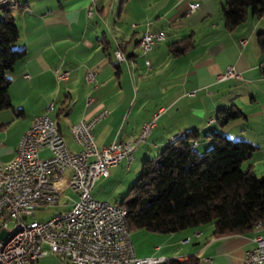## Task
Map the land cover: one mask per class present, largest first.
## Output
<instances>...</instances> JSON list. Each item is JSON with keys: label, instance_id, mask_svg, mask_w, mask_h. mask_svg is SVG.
<instances>
[{"label": "crops", "instance_id": "crops-1", "mask_svg": "<svg viewBox=\"0 0 264 264\" xmlns=\"http://www.w3.org/2000/svg\"><path fill=\"white\" fill-rule=\"evenodd\" d=\"M222 2L20 0L10 12L19 31L17 47L26 53L8 73L11 107L0 109V162L14 158L35 115L47 112L67 147L77 151L70 126L106 109V117L93 128L98 147L130 140L145 121L158 116L150 134L137 145L133 161L111 166L107 176L95 180L92 195L97 200L120 203L132 183L130 175L143 161L190 129L199 133L194 147L198 152L211 144L206 134L212 131L249 141L256 150L241 167L256 173L259 166L264 171V52L256 41V33L264 29V13L259 18L248 14L243 23L227 30ZM191 3L198 6L192 10ZM3 13L0 8V17ZM146 29L163 31L164 38L142 54L139 39ZM174 42L188 48L175 53L170 47ZM116 50L123 60L116 58ZM228 66L239 77L218 80ZM55 69L67 71V78L58 79ZM87 70L95 71L91 82L85 80ZM50 103L53 108L47 110ZM230 106L245 117L224 125L215 121L218 110ZM44 151L47 154L42 155ZM39 155L46 158L50 151L40 148ZM112 182L118 190L114 197L112 190L107 193L112 201L95 196L96 183L106 187ZM124 183L127 187L122 188ZM258 233L264 235V227L255 224L244 233L215 236L209 223L170 233L148 232L143 236L145 248L131 241L140 257L184 260L195 255L197 264H245L244 253L255 246L253 237Z\"/></svg>", "mask_w": 264, "mask_h": 264}, {"label": "built area", "instance_id": "built-area-1", "mask_svg": "<svg viewBox=\"0 0 264 264\" xmlns=\"http://www.w3.org/2000/svg\"><path fill=\"white\" fill-rule=\"evenodd\" d=\"M197 6L198 3L189 4L192 10ZM163 38V31L144 30L139 39L141 53L149 52ZM116 54L118 60L124 59L119 50ZM145 63L149 65V60L145 59ZM54 72L58 79L68 76L65 70ZM94 75L95 71L87 70L85 80L91 82ZM231 77H239L232 66L217 75L218 80ZM52 108V103L47 105V110ZM107 113L101 109L70 126L80 148L77 151L69 149L62 136H54L55 121L47 112L35 115L19 139L14 158L0 162V232L15 231L10 243L0 238V264H33L48 252L63 264H157L165 260L137 256L126 209L116 211V203L97 200L92 195L95 180L107 176L111 166L133 161L137 145L150 134L158 113L145 121L130 140H113L98 147L93 128ZM43 147L48 148L50 156L40 157L39 149ZM67 191L70 193L60 205L61 210L47 219L35 218L36 211L58 205ZM20 192H35V200H20ZM256 227L264 224L258 221ZM253 239L255 246L245 251L244 263L262 264L264 235L258 233Z\"/></svg>", "mask_w": 264, "mask_h": 264}, {"label": "trees", "instance_id": "trees-1", "mask_svg": "<svg viewBox=\"0 0 264 264\" xmlns=\"http://www.w3.org/2000/svg\"><path fill=\"white\" fill-rule=\"evenodd\" d=\"M16 6H0V109L11 107L9 71L24 58L17 47L19 31L11 15ZM227 30L243 23L248 14L259 18L264 0H223L220 5ZM264 52V29L256 33ZM171 49L183 52L188 45L178 42ZM245 117L237 107L220 108L219 124ZM211 144L202 152L194 149L199 133L185 131L170 139L154 157L143 161L140 174L120 200L127 211V227L154 233H170L211 223L213 235L244 233L258 221L264 222V173L257 175L241 164L256 150L247 140H232L215 131L206 134ZM190 255L184 260L168 258L157 264H197Z\"/></svg>", "mask_w": 264, "mask_h": 264}, {"label": "rangeland", "instance_id": "rangeland-1", "mask_svg": "<svg viewBox=\"0 0 264 264\" xmlns=\"http://www.w3.org/2000/svg\"><path fill=\"white\" fill-rule=\"evenodd\" d=\"M176 136V135H175ZM234 140V139H232ZM210 147V146H209ZM204 151V150H203ZM47 154V151H44L42 152V155H45ZM157 154V153H156ZM155 154V155H156ZM154 155V156H155ZM152 158V157H151ZM255 171L257 173V175H261L264 173L263 170H261V168L259 166H257L255 168ZM140 174V170L135 174L132 173V175H130V177L133 178L132 180V183L127 187L125 186L126 184L124 183L122 188L123 187H127L125 188L124 190V195L126 194V192L128 191L129 187L136 181L137 177L139 176ZM116 182H112L111 184H109L108 186H101L100 183H96L95 186H94V194L97 198H101L102 195L103 196H106L107 199H109L110 201L113 200L112 196H107V193H110L111 190L113 191L112 195L113 197L115 195H117L118 193V190H117V187H116ZM107 191V192H106ZM70 193V191H67L65 195H63L61 198H60V201H59V204L58 205H52L48 208V210H42V211H36L34 216L35 218L37 219H47L48 217H50V215L56 211L57 209H59L60 205L66 201V195ZM102 199H105L104 197ZM131 233V238H132V241L133 243L140 247V248H145L147 246V242L145 240V238H143V236H146L145 234H147L148 232L145 231V230H142V229H132L130 231ZM33 264H63V262L52 252H48L44 255H42L38 260H36Z\"/></svg>", "mask_w": 264, "mask_h": 264}, {"label": "bare ground", "instance_id": "bare-ground-1", "mask_svg": "<svg viewBox=\"0 0 264 264\" xmlns=\"http://www.w3.org/2000/svg\"><path fill=\"white\" fill-rule=\"evenodd\" d=\"M19 4H20V0H17V1L5 0L3 2H0V6H3V5L4 6H18ZM114 54L117 58L116 51ZM54 136H61V133L58 129L56 122H54ZM176 137L177 135L172 137V139ZM20 200H35V192H20ZM116 211H124V208L119 203H116ZM260 224H264V222L260 221ZM14 238H15V231H7L6 235L3 237V243H10L11 240Z\"/></svg>", "mask_w": 264, "mask_h": 264}, {"label": "water", "instance_id": "water-1", "mask_svg": "<svg viewBox=\"0 0 264 264\" xmlns=\"http://www.w3.org/2000/svg\"><path fill=\"white\" fill-rule=\"evenodd\" d=\"M262 73L264 74V65L261 67ZM7 231L6 230H2L0 232V238H3L6 235Z\"/></svg>", "mask_w": 264, "mask_h": 264}]
</instances>
